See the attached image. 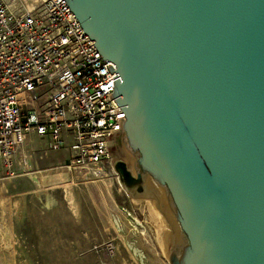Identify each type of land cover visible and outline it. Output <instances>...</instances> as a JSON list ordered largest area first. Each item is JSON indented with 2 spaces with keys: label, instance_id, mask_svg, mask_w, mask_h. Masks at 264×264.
<instances>
[{
  "label": "water",
  "instance_id": "obj_1",
  "mask_svg": "<svg viewBox=\"0 0 264 264\" xmlns=\"http://www.w3.org/2000/svg\"><path fill=\"white\" fill-rule=\"evenodd\" d=\"M114 71L113 171L170 264H264V0H63Z\"/></svg>",
  "mask_w": 264,
  "mask_h": 264
},
{
  "label": "built area",
  "instance_id": "obj_2",
  "mask_svg": "<svg viewBox=\"0 0 264 264\" xmlns=\"http://www.w3.org/2000/svg\"><path fill=\"white\" fill-rule=\"evenodd\" d=\"M114 71L63 0H0V160L12 169L48 150L67 149L62 166L102 173L121 111ZM45 148V149H46Z\"/></svg>",
  "mask_w": 264,
  "mask_h": 264
},
{
  "label": "rangeland",
  "instance_id": "obj_3",
  "mask_svg": "<svg viewBox=\"0 0 264 264\" xmlns=\"http://www.w3.org/2000/svg\"><path fill=\"white\" fill-rule=\"evenodd\" d=\"M32 140L46 152L37 165L15 160L9 170L0 160V264H170L152 198L121 188L111 155L102 173L84 176L62 168L67 149Z\"/></svg>",
  "mask_w": 264,
  "mask_h": 264
},
{
  "label": "bare ground",
  "instance_id": "obj_4",
  "mask_svg": "<svg viewBox=\"0 0 264 264\" xmlns=\"http://www.w3.org/2000/svg\"><path fill=\"white\" fill-rule=\"evenodd\" d=\"M38 172H40V171H38ZM42 174H43V173H42ZM33 175H34L33 178L37 181L38 179H37L36 173H34ZM43 179H44V177H43ZM121 188H122L123 190H125V187H124L122 184H121ZM134 200H135V201H138V202H139V201L141 202V200H140L139 198H138V199H134ZM137 205H138V204H137ZM150 206H151V205H150ZM152 208H153L152 210L154 211V214L159 218L158 213H157V211H156V208H154V206H152ZM152 210H151V211H152ZM151 214H152V213H151ZM154 214H152V215H154ZM156 216H155V217H156ZM157 217H156V218H157ZM153 218H154V217H153ZM156 220H157V219H156ZM159 237H160V242H161V244H162V240H163L164 238H163L162 236H159ZM166 242H167V241H166ZM164 244H166V243L164 242ZM162 245H163V244H162ZM166 245H167V244H166Z\"/></svg>",
  "mask_w": 264,
  "mask_h": 264
},
{
  "label": "crops",
  "instance_id": "obj_5",
  "mask_svg": "<svg viewBox=\"0 0 264 264\" xmlns=\"http://www.w3.org/2000/svg\"><path fill=\"white\" fill-rule=\"evenodd\" d=\"M33 136H35V135H31V136H30L31 142H33V140H32V137H33ZM35 137H37V136H35ZM39 139H40V141H41V146H43V148H44V147L46 148L47 140H46V139H42V138H39ZM33 162H34V161H32V160L29 161V162L27 163L26 167H28V165H29V167H30L31 164L33 165V164H34ZM38 162H39V161H38ZM38 162H37V163H38ZM37 163L35 162L36 165H37Z\"/></svg>",
  "mask_w": 264,
  "mask_h": 264
}]
</instances>
